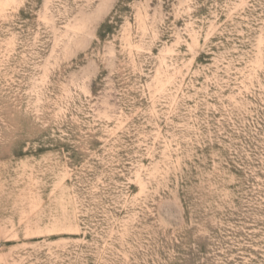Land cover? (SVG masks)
Segmentation results:
<instances>
[{"label":"rangeland","instance_id":"374dc122","mask_svg":"<svg viewBox=\"0 0 264 264\" xmlns=\"http://www.w3.org/2000/svg\"><path fill=\"white\" fill-rule=\"evenodd\" d=\"M0 264H264V0H0Z\"/></svg>","mask_w":264,"mask_h":264},{"label":"trees","instance_id":"16d2710c","mask_svg":"<svg viewBox=\"0 0 264 264\" xmlns=\"http://www.w3.org/2000/svg\"><path fill=\"white\" fill-rule=\"evenodd\" d=\"M115 27L114 22L108 19L106 22L102 23L98 30V35L102 39L107 34L111 33L112 29Z\"/></svg>","mask_w":264,"mask_h":264}]
</instances>
